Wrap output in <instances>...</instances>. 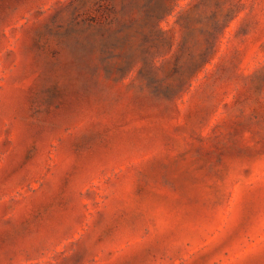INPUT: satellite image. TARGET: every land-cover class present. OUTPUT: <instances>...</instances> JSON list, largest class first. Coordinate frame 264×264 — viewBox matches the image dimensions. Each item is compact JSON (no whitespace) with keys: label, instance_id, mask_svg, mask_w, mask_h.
<instances>
[{"label":"rangeland","instance_id":"rangeland-1","mask_svg":"<svg viewBox=\"0 0 264 264\" xmlns=\"http://www.w3.org/2000/svg\"><path fill=\"white\" fill-rule=\"evenodd\" d=\"M0 264H264V0H0Z\"/></svg>","mask_w":264,"mask_h":264}]
</instances>
